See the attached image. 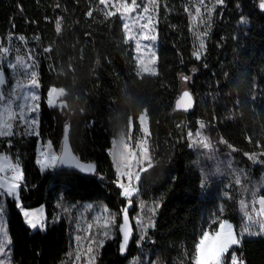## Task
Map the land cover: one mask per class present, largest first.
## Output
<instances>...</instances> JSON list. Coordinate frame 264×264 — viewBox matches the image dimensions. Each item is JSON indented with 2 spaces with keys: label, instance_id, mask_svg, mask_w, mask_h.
Instances as JSON below:
<instances>
[{
  "label": "trees",
  "instance_id": "16d2710c",
  "mask_svg": "<svg viewBox=\"0 0 264 264\" xmlns=\"http://www.w3.org/2000/svg\"><path fill=\"white\" fill-rule=\"evenodd\" d=\"M157 1L156 75L138 76L119 17L102 15L99 0H0V41L19 39L33 56L40 96L38 134L27 136L15 122L14 134L0 137V153L21 165L24 179L18 195L22 207L42 206L46 216L45 231H31L16 201L5 197L11 264H70L69 222L66 217L52 221L59 206L98 203L121 222L128 202L114 183L117 178L108 150L129 129L136 139L143 113L148 120L152 166L140 173L138 192L129 201L130 217L137 212L139 200L160 207L144 239L132 238L124 258L119 255L117 232L101 247L96 264H128L131 260L192 264L202 231L214 230L220 219L228 220L240 237L243 219L237 209V189L230 188L228 198H223L224 182L202 186L186 133L196 132L203 124L215 148L230 153L236 170L244 169L245 180L261 179L264 11L259 0L215 3L200 52L188 12L191 0ZM57 20L60 33L56 32ZM196 53H201L199 59ZM184 76L189 77L187 90L195 107L185 114H173ZM53 87L65 90L66 107L48 106ZM66 125L73 153L96 165L95 177L38 167V145L50 143L59 153ZM240 241L232 251L244 264H264V236Z\"/></svg>",
  "mask_w": 264,
  "mask_h": 264
},
{
  "label": "rangeland",
  "instance_id": "374dc122",
  "mask_svg": "<svg viewBox=\"0 0 264 264\" xmlns=\"http://www.w3.org/2000/svg\"><path fill=\"white\" fill-rule=\"evenodd\" d=\"M117 0H108L107 5H101L99 7V11L102 15H105L108 11L116 12L115 8L112 7L113 3H116ZM126 2L131 3V0H126ZM137 7L134 12L130 14H123L122 12H116L121 21L123 33L126 37H131L130 39H126V41L131 44L133 52H134V60L136 65V72L138 71L136 61L137 59L142 58L144 61H148L152 58L153 54L155 55V63L152 67L156 70V52H157V13L159 2L155 0V3L152 0H136ZM142 2V4H141ZM100 3V0H99ZM216 0H205L203 4L200 3V0H191V8L189 9L191 28L194 34V37L197 41V45H199L200 52H202V48L200 47L201 42L204 41V34L208 27V20L212 13V6H214ZM147 7L149 11L145 12L144 8ZM200 8V12L197 13L196 9ZM149 17L152 20L149 28H143L142 25L147 23ZM127 25V28H125ZM142 34H147L149 36H155V40H144L142 38ZM19 42V43H18ZM0 49H6L7 51H0V71L4 74L5 84L2 86L1 95H3L4 99L0 100V113H5L7 108H11L14 112L17 113V117L21 114L27 117V120L30 122L32 119H36L38 121V111L36 112H28L24 111L21 113L20 106H24L26 109L29 105L34 102L31 101V94L35 93L38 95V87L29 86V81L31 79L30 72L35 71L37 73V62L33 58V56L28 52L24 44L19 39L8 40L7 43L3 44L0 41ZM196 56V55H195ZM201 53L199 54V58ZM197 58V56H196ZM15 65L16 67H13ZM27 69L28 75H25V70ZM148 76H153L151 74H143ZM142 75V76H143ZM156 75V74H155ZM37 78V77H36ZM187 81L183 80V77L180 80V92L187 88ZM18 85H24V87H17ZM63 96H53V100L55 103L50 107L56 106H64V98ZM38 102V101H37ZM35 102V103H37ZM6 114V113H5ZM143 116V119L141 117ZM17 123L19 127L23 128V133L27 136H36L37 135V125H30L29 123H25L17 119L13 123ZM139 123V133L135 140L132 139L131 129H129L125 133V142L129 144L130 148L133 152L136 153V160L132 163V171L133 173L139 171L140 167L147 168L149 160L140 158V147H146L148 149L147 156L150 157L149 153V133H148V120L145 113L141 114L138 119ZM145 129H147V135L145 134ZM189 133H186V138L189 142L190 148L195 152V165L201 175L202 178V186L210 187L213 186V183H223V198H228L229 189H237V195L239 196L238 204V213L243 219L242 228L240 230V237H254V235H250L244 232V229L247 225V220L245 218V211H251V207L253 206V202L257 200L260 195V190L264 188V173L261 179L257 181L253 180H245L246 172L244 169L236 170V167L232 164L230 153L225 149L215 148L214 142L209 138L208 135L204 133L202 128L197 130L194 133H191V137ZM197 133H200V136H197ZM121 134V133H120ZM120 134L115 139L117 141V148L120 147L119 140ZM207 139L209 143L208 148L202 147L197 141L201 139ZM113 150V141L111 148L108 150V154L113 162V167L117 174V164L114 162V158L111 155V151ZM45 152L47 155L55 154L59 155V153L55 152L51 147L50 143H46L44 145H38L36 150V160L41 159V152ZM151 163V157H150ZM38 164V163H37ZM38 167L41 169V166L38 164ZM53 170V168H49L43 171ZM126 169L121 168V172L123 173ZM2 175V174H0ZM237 178L240 180V183L237 184ZM118 183H129V180L126 176L121 175L120 179L118 177L116 179ZM131 182H137L135 179V175H133V179ZM120 193H122L121 189ZM127 204H131L123 195H121ZM5 197H8L2 191H0V229H6V208H5ZM16 201V198L11 197ZM244 201L248 208L245 209L242 207L241 202ZM17 204V203H16ZM21 204V203H20ZM22 206V205H21ZM259 208V205H255ZM23 208V207H22ZM38 208H43L42 206ZM155 207L152 204H147L144 202L138 201L137 212L135 215L130 217L131 226L133 230V238L137 237L141 239V236L144 237L146 231L148 230L145 225L151 223L153 219V209ZM20 213L23 216L21 208H18ZM24 209V208H23ZM37 209V208H35ZM24 210H34V209H24ZM124 210V209H123ZM122 210V212H123ZM132 210V209H131ZM130 210V213H131ZM121 212V213H122ZM115 216L116 214L113 211L107 210L105 207L98 203H84L78 206H59L58 211L54 214L52 221H57L60 217H66L69 226H70V245L69 251L67 254V261L70 264H96V258L99 254L101 247L107 242L114 239L117 232H119V225L117 218L115 223L112 224L108 229H103L102 225L104 223L105 217ZM24 222H25V217ZM43 222L44 227L41 229L39 226L36 229H32L26 223V226L31 231H45L46 228V216L43 208ZM254 216V220H257ZM91 225V228H89ZM259 228V224L256 223L254 227L250 229V231H257ZM234 229V227H233ZM108 231L109 236L104 237L100 235L101 232ZM235 231V230H234ZM264 236L261 235H255ZM77 237H80L77 240ZM91 238H95L96 243L92 245L94 251L93 253H88L87 248L89 247V240ZM100 241H103V244H100ZM234 247V246H233ZM79 253V259H77V254ZM9 260L11 264V256L9 253ZM230 260V257H229ZM128 264H137L135 260H131ZM146 263V260L144 261Z\"/></svg>",
  "mask_w": 264,
  "mask_h": 264
},
{
  "label": "snow or ice",
  "instance_id": "6c2138e0",
  "mask_svg": "<svg viewBox=\"0 0 264 264\" xmlns=\"http://www.w3.org/2000/svg\"><path fill=\"white\" fill-rule=\"evenodd\" d=\"M155 3V0H152ZM205 0H200V3L203 4ZM224 0H216L217 5H222ZM101 5H107L108 0H100ZM112 7L115 8L116 12H122L123 14H130L135 11L137 7L136 0H131V3L126 2V0H117L116 3L112 4ZM259 8L264 10V0H259ZM144 11L147 12L149 9L147 7L144 8ZM197 13L201 10L200 8L196 9ZM116 12L108 11L105 13L106 17H110L116 14ZM91 15V13H89ZM243 22V17L241 18ZM152 20L149 17L147 23L143 24V28H149ZM127 28V25H125ZM56 32H61V23L59 20L56 22ZM206 35L207 33H203ZM131 37H126V39H130ZM142 38L144 40H155V36H149L147 34H142ZM23 39V37H21ZM200 47L204 48V43L201 42ZM49 49H45L48 51ZM0 51H7L6 49H0ZM197 59H199V54H195ZM155 63V55L153 54L152 58L148 61H144L142 58L137 59V75L142 76L143 74H151L155 75L156 70L152 65ZM13 67H16L13 65ZM27 69L25 70V75H28ZM30 81L29 86L31 87H39L37 81V73L35 71L30 72ZM189 77L184 76L183 80L187 81ZM4 83V79L0 76V84ZM17 87H24V85H18ZM65 94L64 89H57L55 87L51 88L48 93V104L52 106L55 101L53 100V96H63ZM3 95H0V100H3ZM31 101L34 103L29 105L26 109L24 106H20V111L23 113L24 111L28 112H36L39 110V104L35 103L40 100V96L35 93L30 96ZM66 107V105H64ZM193 106L192 96L188 91H184L179 98L175 102V107L177 110L187 111ZM6 113V114H5ZM5 113H0V137H11L14 128V121L17 119L24 121L25 123H29L30 125H37L38 121L36 119H32L30 122L27 120V117L22 114L17 117V113L14 112L11 108H7ZM143 119V116L141 117ZM129 126H131V118L129 119ZM204 125L201 124V128ZM147 135V129L144 130ZM67 132V128L65 129ZM38 134V133H37ZM191 133L189 136L191 137ZM200 133H197V136H200ZM202 147L208 148L210 145L207 142V139H201L197 141ZM120 147L117 148V141L113 140V150L111 151V155L114 158V162L117 164V177L120 179L121 175H124L128 178L130 185L133 179V175H135V179L139 181L140 173L146 171L144 167H140L139 171L133 173L132 171V163L136 160V153L132 151L129 144L125 142V133L120 134L119 140ZM191 146V145H190ZM140 147V158L149 160L148 167L150 168L152 165L150 163V157L147 156L148 149L146 147ZM41 159L37 160V163L41 166V170H46L49 168H55L58 165H68L71 168L79 169L81 172H92L94 171L93 165L82 164L75 156L65 152L61 156H57L55 154L47 155L45 152H41ZM254 157H250L252 159ZM121 168L126 169L123 173L121 172ZM0 191L6 194L9 197L16 198L17 207L21 208L23 216L25 217V223L31 227L32 229H36L38 226L42 229L44 227L43 222V208H37L34 210H24L19 202V191L21 189V182L24 179L23 171L21 169V165L18 160L13 161L11 157L6 154L0 153ZM10 174V175H9ZM236 183L239 184L240 180L237 178ZM125 187L123 183H118V187L123 189L121 195L129 197L135 191L134 188ZM242 207L247 209L248 205L242 201ZM258 204L259 208L255 205ZM160 205L157 204L153 209V214H155V209L159 208ZM245 218L247 220V225L244 229V232L250 235H261L264 234V195L260 196L257 200L253 202V206L251 207V211H245ZM254 216L259 218L254 220ZM115 216L105 217L104 223L102 225L103 229H108L112 224L115 223ZM213 223H216L215 221ZM258 223L259 228L257 231H250L254 225ZM129 218L127 215V209H124L123 223L119 225V231L122 233V242L119 245V251L121 254H124L127 249V244L130 237V229L128 228ZM152 224L149 223L145 225V228L151 227ZM91 228V225H89ZM100 235L104 237H108V231H103ZM80 237H77L79 240ZM144 237L141 236V240ZM240 239L238 238V234L234 231L233 225L229 223L228 220L220 219L218 221V226L214 230H203L202 234L199 236L198 241L194 245V255L192 259V264H244V261L239 258L234 251H232L233 246L240 244ZM96 243L95 238H91L89 240V247L87 248L88 253H93L94 249L92 247L93 244ZM12 241L6 230L0 229V264H10L9 253L11 251ZM100 244H103V241H100ZM230 254V260L228 256ZM79 253L77 254V259H79Z\"/></svg>",
  "mask_w": 264,
  "mask_h": 264
},
{
  "label": "water",
  "instance_id": "95a60500",
  "mask_svg": "<svg viewBox=\"0 0 264 264\" xmlns=\"http://www.w3.org/2000/svg\"><path fill=\"white\" fill-rule=\"evenodd\" d=\"M262 12L264 10L260 9ZM0 76L3 77L4 79V74L3 72L0 71ZM5 84V79H4V83L3 84H0V95H1V91H2V86ZM184 91H188L187 89H184L180 92V95L184 92ZM189 92V91H188ZM190 93V92H189ZM191 94V93H190ZM179 95V96H180ZM192 96V95H191ZM179 98V97H178ZM177 98V99H178ZM176 99V100H177ZM175 100V102H176ZM192 101H193V106L188 109L187 111H183L182 109L181 110H177L176 107H175V102H174V106H173V110H172V113L173 114H185V113H188V112H191L194 107H195V101H194V98L192 97ZM67 128V132H65V129ZM65 152L71 154L72 156H75L76 159H78L82 164H85V165H88V164H91L93 165V168H94V171L92 172H81L79 169H74V168H71L69 167L68 165H58L57 167L53 168V170L55 172H58V171H69V172H74V173H77L83 177H87V178H93L97 175V167L94 163H86V162H83L81 161L72 151L71 149V146H70V129L69 127L66 125L64 127V131H63V136H62V141H61V147H60V152H59V155L58 156H61L63 155ZM124 209H127V215H128V218H129V224H128V228L130 229V237H129V241H128V244H127V248H128V245L130 244L132 238H133V230H132V226H131V221H130V210L132 209V206L131 204H127L125 206ZM123 216H124V210L123 212L121 213V224L123 223ZM119 235H120V243L122 242V233H120L119 231ZM119 243V245H120ZM127 254V249L125 251L124 254H121L120 251H119V255L120 257L124 258Z\"/></svg>",
  "mask_w": 264,
  "mask_h": 264
},
{
  "label": "built area",
  "instance_id": "2783aa9c",
  "mask_svg": "<svg viewBox=\"0 0 264 264\" xmlns=\"http://www.w3.org/2000/svg\"><path fill=\"white\" fill-rule=\"evenodd\" d=\"M10 175V174H9ZM115 183V185L118 187V182L116 181V182H114ZM124 185H125V187H129V185H130V182L129 183H123ZM132 188H134L135 189V191L133 192V194L131 195V196H129V197H126V196H124L127 200H131L134 196H135V194L138 192V183L137 182H131V185H130ZM119 189H121L120 187H118ZM121 191H123V189H121Z\"/></svg>",
  "mask_w": 264,
  "mask_h": 264
},
{
  "label": "crops",
  "instance_id": "0c3cea01",
  "mask_svg": "<svg viewBox=\"0 0 264 264\" xmlns=\"http://www.w3.org/2000/svg\"><path fill=\"white\" fill-rule=\"evenodd\" d=\"M41 170V169H40ZM115 170V169H114ZM42 171V170H41ZM115 174H116V171H115ZM116 178H117V174H116Z\"/></svg>",
  "mask_w": 264,
  "mask_h": 264
}]
</instances>
